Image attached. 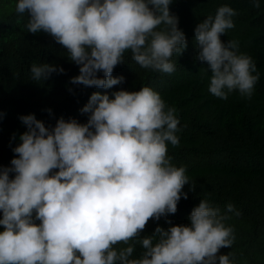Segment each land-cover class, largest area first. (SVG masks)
I'll return each mask as SVG.
<instances>
[{"label":"clouds","instance_id":"9594fccd","mask_svg":"<svg viewBox=\"0 0 264 264\" xmlns=\"http://www.w3.org/2000/svg\"><path fill=\"white\" fill-rule=\"evenodd\" d=\"M172 3L17 0L16 11L28 14L29 31L43 30L68 50L80 66L73 84L112 88L126 79L113 72L128 49L143 67L175 70L171 58L187 49L188 40ZM253 3L261 7V0ZM236 14L223 4L194 30L196 58L212 71L209 90L224 99L237 89L251 98L260 79L253 57L238 52L239 42L221 39L235 27ZM65 71L47 62L31 65L36 81ZM80 111L88 114L86 122L61 115L46 126L35 113L19 116L26 130L12 148L17 155L0 165V264H235L230 254L217 255L235 234L225 225L226 214L207 199L193 208L190 224L169 219V227L140 235L149 218L176 213L181 197H188L186 166L171 163L167 152L168 142L180 143L174 106L145 85L111 97L94 91ZM5 116L0 111V119ZM120 241L126 246L115 247ZM137 243L143 251L134 256Z\"/></svg>","mask_w":264,"mask_h":264},{"label":"trees","instance_id":"16d2710c","mask_svg":"<svg viewBox=\"0 0 264 264\" xmlns=\"http://www.w3.org/2000/svg\"><path fill=\"white\" fill-rule=\"evenodd\" d=\"M16 4L17 0H0V111L6 113L0 119V165L10 164L17 155L12 148L26 130L21 114L35 113L46 126L54 125L61 115L86 122L88 114L80 109L92 92H107L111 97L121 88L150 86L167 106L176 108L180 143L168 142L167 152L171 163L186 166L190 179L183 189L188 197H181L177 212L159 220L149 218L141 237L152 235L157 225L169 227V219L172 224H190L193 208L207 199L226 214L225 225L232 226L235 234L233 244L222 246L217 255L230 254L235 264H264V0L260 8L253 0H173L170 9L179 16V27L188 40L187 49L171 58L175 70L167 73L143 67L128 49L124 62L113 72L126 79L112 88L73 84L70 78L79 74L80 66L51 34L29 31V16L18 13ZM223 4L236 9L237 14L233 17L235 27L222 33L221 39L237 40L238 52L251 55L260 72L251 98L239 89L230 92L227 99L211 93L212 71L207 62L196 58L195 27L207 16H214ZM44 62L62 65L66 71L54 72L47 80L32 79L31 65ZM229 203L234 210H228ZM114 246L126 245L120 241ZM142 251L137 243L133 255Z\"/></svg>","mask_w":264,"mask_h":264}]
</instances>
